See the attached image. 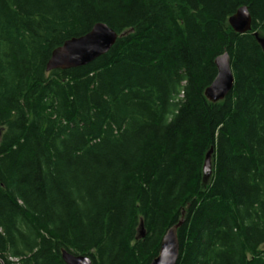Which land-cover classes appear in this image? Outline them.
<instances>
[{
	"label": "trees",
	"instance_id": "1",
	"mask_svg": "<svg viewBox=\"0 0 264 264\" xmlns=\"http://www.w3.org/2000/svg\"><path fill=\"white\" fill-rule=\"evenodd\" d=\"M99 23L107 54L46 72ZM259 36L264 0H0V264H151L179 222L177 264H264ZM224 53L233 89L213 104Z\"/></svg>",
	"mask_w": 264,
	"mask_h": 264
},
{
	"label": "water",
	"instance_id": "2",
	"mask_svg": "<svg viewBox=\"0 0 264 264\" xmlns=\"http://www.w3.org/2000/svg\"><path fill=\"white\" fill-rule=\"evenodd\" d=\"M251 17L247 7L239 8L236 13L228 19L230 28L236 34H245L251 30ZM118 35L105 24H95L85 35L65 41L55 49L47 62L46 72L56 70H69L85 67L97 58L107 54L114 46ZM259 40V38H258ZM259 43L261 41L259 40ZM217 75L211 85L205 90L204 96L210 103L223 101L232 91L234 78L230 66V58L227 53L222 54L215 60ZM212 150L205 157L203 166V182L205 183L211 174L210 156ZM181 225L171 227L163 237L159 252L151 264H177L179 258V243L176 235L177 228ZM139 237H144L142 225L139 229ZM64 264H92L85 256H78L66 251L61 252Z\"/></svg>",
	"mask_w": 264,
	"mask_h": 264
},
{
	"label": "rangeland",
	"instance_id": "3",
	"mask_svg": "<svg viewBox=\"0 0 264 264\" xmlns=\"http://www.w3.org/2000/svg\"><path fill=\"white\" fill-rule=\"evenodd\" d=\"M259 40L261 41V47L264 49V36H259Z\"/></svg>",
	"mask_w": 264,
	"mask_h": 264
}]
</instances>
